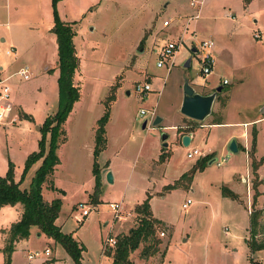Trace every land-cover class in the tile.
Here are the masks:
<instances>
[{
  "label": "rangeland",
  "instance_id": "1",
  "mask_svg": "<svg viewBox=\"0 0 264 264\" xmlns=\"http://www.w3.org/2000/svg\"><path fill=\"white\" fill-rule=\"evenodd\" d=\"M194 12L188 0H0V64L5 70L0 77L10 75L11 102L20 100L31 112V117H25L15 107V122L0 119L1 173L10 159L15 174L21 175L28 154L38 149L39 126L58 108L57 42L51 30L55 14L70 22L74 31L80 59L74 81L80 94L75 110L63 123L60 136L65 139L57 148L59 162L49 174L64 192L44 184L42 193L47 199L61 197L56 223L82 245L81 264H112V253L103 251L105 238L119 233L118 220L135 221L134 208L147 195L154 215L167 221H163L167 226L157 228L160 248L167 246L162 264H264V248L251 250L248 243L249 208L264 210V0H204L199 17L186 21ZM164 19H169V24L164 25ZM206 38L214 40L215 62L204 76L200 41ZM179 39L171 68L158 66L160 48ZM188 57L190 63L185 65ZM24 65L30 70L27 79L17 73ZM185 79L200 92L223 86L210 114L202 120L192 121L180 111ZM137 82H149L151 89L139 92ZM110 93L115 96L105 123L106 143L94 158L97 119ZM141 107L147 109L145 114L139 112ZM156 115L162 119L153 124ZM210 119L250 120L241 142H246V150L231 151L228 145L222 148L220 134L232 128L227 124L201 127L189 145L179 136L176 139L174 124L191 123L198 130L197 126ZM163 132L169 134L167 146H162ZM193 147L199 152L187 156ZM163 150L169 153L162 160ZM206 154L215 159L189 176L193 165ZM94 161L100 170V184L98 199L92 202ZM40 162L38 159L28 167L21 187H29ZM107 171L112 181L107 179ZM171 183L172 187H166ZM224 187L237 196L224 193ZM187 198L192 202L183 207ZM79 201L88 207L81 220L76 217L83 209ZM110 201L121 202L118 217ZM16 218L13 205H2L0 230L9 228ZM1 241L0 236V264ZM45 246L50 253H41L32 261L27 258L29 251H43ZM132 259L126 264H142L135 252ZM37 261L77 264L61 243L32 225L28 240L18 242L12 252L10 264Z\"/></svg>",
  "mask_w": 264,
  "mask_h": 264
},
{
  "label": "trees",
  "instance_id": "2",
  "mask_svg": "<svg viewBox=\"0 0 264 264\" xmlns=\"http://www.w3.org/2000/svg\"><path fill=\"white\" fill-rule=\"evenodd\" d=\"M51 30L56 35L57 42V64H58V108L53 114L45 117L42 124L39 126L41 136L38 139V149L31 151L25 161L23 171L18 179L14 175L13 162L8 159V167L6 172L0 174V206L4 204L14 205L19 203L21 205V215L18 220L14 221L8 229H3L4 244L2 246L3 262L2 264H10L11 254L14 250L15 242L21 238H27L30 234V227L36 225L38 230L44 232L48 236H52L55 240L61 243L66 250L75 259L77 264L80 263V251L82 245L73 238L70 234L62 231L61 226L56 223V218L59 214L62 199L61 197H53L47 200L42 188L46 187L57 189L64 192L62 188L57 187L49 177L56 168L59 157L57 148L59 142L65 139L60 134L64 132L63 123L68 114L73 108L75 101L79 98V86L74 81L75 74L79 72L80 59L76 53L73 42L74 31L71 23L63 21L55 14L54 23ZM223 88V86H222ZM204 93V92H203ZM115 94L110 93L105 100V109L103 114L97 119V126L94 134V158L98 156L100 151L105 147V123L109 117L110 102L114 99ZM22 116L31 117L27 112L21 111ZM192 121L196 119L191 118ZM194 125L190 124L185 127H178L181 136L183 133L193 129ZM49 135V136H48ZM179 135V138L181 139ZM255 143V131H253L252 145L250 155L253 154ZM168 151L160 153V159H165L168 156ZM212 157L211 154H206L200 158L188 173L191 176L192 172L197 167H202ZM41 159L39 166L35 169L31 177L29 187H21V182L28 167L36 160ZM256 165L253 170L256 173ZM92 172L94 175V190L91 193V201L95 202L98 198V190L100 184V170L97 162L94 161ZM186 173H182V176ZM257 177V176H256ZM254 181V185L256 184ZM174 183L167 184L166 187H172ZM224 193L236 197L232 190L224 187ZM137 217L133 226L125 233H118L116 235V242L114 245L104 247V251L112 253V264H126L130 261L129 255L131 251L138 249L141 257L147 258L153 253L160 252L161 256L165 253L160 248L161 239L157 235V228L164 225V222L156 217L151 208L149 195H147L141 202L137 203L134 208ZM250 239L248 243L251 250L264 248V216L262 210L254 208L250 212ZM164 230H160V232ZM259 235V236H257Z\"/></svg>",
  "mask_w": 264,
  "mask_h": 264
},
{
  "label": "built area",
  "instance_id": "3",
  "mask_svg": "<svg viewBox=\"0 0 264 264\" xmlns=\"http://www.w3.org/2000/svg\"><path fill=\"white\" fill-rule=\"evenodd\" d=\"M204 0H188V3L191 7L195 9V12L187 17L186 21H189L192 18H198L200 15V10L201 6L203 4ZM169 19H164L163 24L167 25L169 24ZM255 36H259L258 33H254ZM180 40H169L167 43H165L159 50L158 56L159 59L157 60L156 64L158 66L167 65L168 70L171 68V65L173 64V57L175 55V51L177 47L179 46ZM200 46L201 49L204 51L203 56L201 58L202 60V66H201V73L206 76L208 75L213 68V64L215 62V56L213 53V46H214V40L212 38H206L202 39L200 41ZM7 53L10 52V50H6ZM17 73L24 79L29 78L30 76V70L28 65L21 66L18 70ZM9 77H0V119H4L6 123H13L17 120V116L15 113H13V102L10 100V86L7 83V79ZM224 83L227 82L226 79L223 80ZM136 89L139 92L146 93L148 90L151 89V86L149 82H137L135 85ZM139 112L141 114H145L147 112V109L141 107ZM199 149L197 147H193L187 151V156L191 157L194 154L198 153ZM224 157L221 158L223 160ZM221 160L217 161L218 164L221 163ZM192 200L191 198H187L185 201H183L182 206L186 207L189 203H191ZM78 205L83 207L82 213L77 214L76 217L78 220H81L82 215H86L88 213V207H84L85 203L83 201H79ZM109 206L111 210L114 211L115 216H119V212L121 209V203L118 201H110ZM249 212H251V207L249 208ZM161 234L164 232L161 231ZM116 242V238L113 237L112 235H109L105 238L104 244L106 246L108 245H114ZM41 253H44L47 255L50 253L49 247H45L43 251L40 250H34V251H29L27 253V258L31 259L33 257L41 255Z\"/></svg>",
  "mask_w": 264,
  "mask_h": 264
},
{
  "label": "crops",
  "instance_id": "4",
  "mask_svg": "<svg viewBox=\"0 0 264 264\" xmlns=\"http://www.w3.org/2000/svg\"><path fill=\"white\" fill-rule=\"evenodd\" d=\"M187 20V19H186ZM3 71H5L4 70V66L3 65H1L0 64V76H2V74H3ZM8 77H10V75H7ZM6 76V77H7ZM224 83V82H223ZM227 83V82H226ZM190 84H192L191 82H190ZM193 85V84H192ZM194 86V85H193ZM195 87V86H194ZM195 89H196V87H195ZM213 89L211 88V90L209 91V92H211ZM198 91V90H197ZM203 93V92H202ZM204 93H207V92H204ZM182 96H183V91H182ZM181 100H182V98H181ZM180 100V101H181ZM77 101L78 100H76V102L74 103V105H73V108H72V110L70 111V113H69V115L75 110V108H76V104H77ZM18 108L19 110H20V113H21V111H24V112H27V113H31L28 109H27V107H26V105L25 104H23L20 100H17V99H13V108ZM210 114V113H209ZM69 115L67 116V118L69 117ZM208 116V115H207ZM67 118H66V120H67ZM191 118V117H190ZM162 119V118H161ZM194 119V118H193ZM66 120H65V122H66ZM249 122H250V120L249 121H238V120H234V121H224V120H220V119H210V120H206L205 122H203L202 124H201V126H197V129L198 130H195L194 128L192 129V130H190V131H187V132H185V133H189L190 134V141H189V143H188V145L192 142V140H193V137H194V134H196V136H198L199 135V131H200V128L201 127H205V126H209V127H219V126H226V124H227V126H232V128H228V129H225V130H223L222 132H221V134H220V136L222 135V148H224V146H226V145H228V143H229V141H230V139L231 138H234L235 139V141H236V144H237V150L241 147V148H243L244 150H246V142L244 143V144H242L241 142H242V138H244V133H245V131H246V128H245V126L247 125H249ZM241 123H243V124H241ZM191 124V123H190ZM189 124V125H190ZM225 124V125H224ZM186 125H188V124H180V122L179 123H177V124H174L173 125V128H174V135H175V137H176V139H177V137L180 135L181 136V134H180V132L178 131V127H183V126H186ZM233 126H243V128H240V129H238V128H234ZM199 127V128H198ZM184 134V133H183ZM182 134V135H183ZM245 135H246V133H245ZM168 137H169V134H168ZM179 140L181 141V139L179 138ZM244 141H245V138H244ZM163 146V145H162ZM236 150V151H237ZM223 157V156H222ZM215 158H212L211 157V159L209 160V162H211V160H214ZM106 162H108V160L106 161ZM58 165V164H57ZM7 167H8V162H7ZM6 170H7V168H6ZM6 170H5V172H6ZM106 170H108V168H106ZM4 172V173H5ZM4 173H1L0 172V174L1 175H3ZM14 175H15V178L16 179H18L20 176L19 175H17V174H15V172H14ZM22 183V182H21ZM21 185V184H20ZM47 199V198H46ZM52 199V198H51ZM47 200H50V199H47ZM121 203V202H120ZM151 204V203H150ZM122 205V204H121ZM14 207H15V209H16V211H17V218L15 219V221L16 220H18L19 219V217H20V215H21V205L19 204V203H16V204H14L13 205ZM1 207V206H0ZM122 207V206H121ZM152 207V206H151ZM153 212V211H152ZM154 214V213H153ZM262 216H264V210H263V212H262ZM158 218H160L162 221H164V222H167L165 219H163V218H161V217H159V216H157ZM118 221H120V229H119V233H125V232H127L128 230H129V228L131 227V226H133L134 225V222H132V224L131 223H129L128 224V222H124V220H118ZM57 224H59V223H57ZM60 225V224H59ZM164 225H166V224H164ZM167 226V225H166ZM3 229H8V228H6V227H2L1 228V230H0V236H1V243H2V245H1V247L3 246V244H4V232H3ZM118 232H116V233H118ZM116 233H114V234H116ZM39 235V234H38ZM257 236H259V235H257ZM29 237V236H28ZM28 237L27 238H21V239H18V240H16V242H15V246H14V250L16 249V247H17V244H18V242H25V241H27L28 240ZM260 237V236H259ZM45 247H48V246H45ZM44 247V248H45ZM50 249V248H49ZM13 250V251H14ZM103 251H104V246H103ZM50 252H51V250H50ZM136 253L137 254V256H138V261H140L142 264H153V260H154V258H155V256H157V254L156 253H153V254H151V255H149L147 258H144V257H141L140 256V254H139V251H137V249L136 250H134V251H131L130 252V255H129V258H130V261H133V259H132V254L133 253ZM138 252V253H137ZM165 254V253H164ZM37 257V256H36ZM34 258V257H33ZM33 258H31V259H29L30 261H32L33 260ZM48 260V259H47ZM163 261H164V255L161 257V258H159L158 259V261H157V264H162L163 263ZM32 264H39V261H37L36 263H32ZM42 264H47V261L45 262V263H43L42 262Z\"/></svg>",
  "mask_w": 264,
  "mask_h": 264
},
{
  "label": "water",
  "instance_id": "5",
  "mask_svg": "<svg viewBox=\"0 0 264 264\" xmlns=\"http://www.w3.org/2000/svg\"><path fill=\"white\" fill-rule=\"evenodd\" d=\"M193 50H195V47H193ZM190 59L191 57H188V59L185 62V65H189ZM221 89H222V85H218L211 92L202 93L200 91H197L195 87L192 84H190L188 79H185L182 88L183 96L181 100L180 111L188 117L197 120L204 119L211 112L212 104L216 96V93ZM127 93H129V91H127ZM160 120L161 117L159 115H156L152 122L153 124H157L159 123ZM146 124H147V119L143 121L142 126L145 127ZM167 138H168V133L163 132L161 134V141L163 146L168 145ZM181 141L184 145H188L190 141V134L184 133L181 136ZM228 146L231 151L237 150V144L234 138H232L229 141ZM106 176L109 181H112V174L110 171H107Z\"/></svg>",
  "mask_w": 264,
  "mask_h": 264
}]
</instances>
